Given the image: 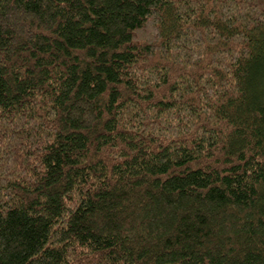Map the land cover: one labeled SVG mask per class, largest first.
Instances as JSON below:
<instances>
[{
  "label": "trees",
  "instance_id": "16d2710c",
  "mask_svg": "<svg viewBox=\"0 0 264 264\" xmlns=\"http://www.w3.org/2000/svg\"><path fill=\"white\" fill-rule=\"evenodd\" d=\"M0 264H264V0H0Z\"/></svg>",
  "mask_w": 264,
  "mask_h": 264
}]
</instances>
